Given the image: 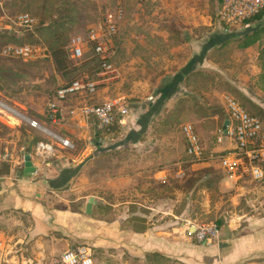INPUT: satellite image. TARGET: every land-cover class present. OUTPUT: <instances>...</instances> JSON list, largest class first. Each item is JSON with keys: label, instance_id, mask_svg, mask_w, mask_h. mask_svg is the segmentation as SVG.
Segmentation results:
<instances>
[{"label": "rangeland", "instance_id": "1", "mask_svg": "<svg viewBox=\"0 0 264 264\" xmlns=\"http://www.w3.org/2000/svg\"><path fill=\"white\" fill-rule=\"evenodd\" d=\"M103 1L0 0V173L19 166L16 176L23 179L28 151L39 166L57 171V178L63 170L58 169L68 163L64 170L70 177L66 182L59 177V189L49 184L50 196L42 203L50 209H80L85 217L93 215L101 220L98 236L105 242H98L95 235L82 238L91 233L90 227L76 231L77 241L67 240L62 231L31 239V215L2 208L0 231L10 233L15 241L22 238L19 245L33 264H59L64 252L82 245L92 249L94 264H178L152 254L142 256L140 237L135 235L171 219L174 236L185 240L188 223L229 226L238 237L262 231L259 223H249L264 219V179L245 177L235 182L217 163L193 161L186 153L181 128L193 124L207 150L218 148L217 138L228 119V97L264 122V12L250 23L227 25L217 17L220 0H124L115 42V74L104 78L96 95L66 100L61 126L51 124L42 114L57 88L92 64L80 61L75 68L68 60L67 69L58 71L48 51L52 33L42 28L67 17V51L73 37L87 36L97 24ZM21 14L38 19V29L19 27L16 18ZM246 32L248 39L242 36ZM218 38L229 41L212 47L175 86L138 141L131 138L130 134L142 131L138 122L159 100V90ZM8 45H36L42 50L26 61L6 56L3 50ZM107 100L128 105L127 122L98 132L96 119L86 115L84 108ZM27 119L69 136L73 148L54 145L52 155L40 156L37 145L49 140ZM6 153L11 155L7 161ZM90 198L95 199L87 216L85 204ZM44 222L56 224L54 218Z\"/></svg>", "mask_w": 264, "mask_h": 264}, {"label": "built area", "instance_id": "2", "mask_svg": "<svg viewBox=\"0 0 264 264\" xmlns=\"http://www.w3.org/2000/svg\"><path fill=\"white\" fill-rule=\"evenodd\" d=\"M96 1V0H92ZM264 10V0H221L217 17L227 25H243ZM124 15V0H104L100 10V19L90 28L87 36L73 37L68 46L71 60L81 61L92 52V58L99 59L98 80L92 81L88 76L61 85L47 107V119L55 125L62 120V103L75 95L93 96L100 81L114 73L113 60L116 55L115 40L119 34V23ZM19 27L32 30L37 19L28 14L17 18ZM7 29H11L8 27ZM42 48L36 45H8L4 47L6 56L22 60L36 57ZM127 104L122 100L105 101L92 106H85L84 113L96 119L98 129H104L119 122L121 125L128 114ZM228 119L217 138L218 144H225L220 151H208L196 127L191 123L182 126L181 131L186 144L187 155L195 162L212 161L218 163L224 174L236 182L249 177L253 180L264 179V122L250 114L236 99L226 98ZM29 125L39 130L49 143L37 145V154L49 157L54 145L61 148H73V142L51 131L36 120L27 119ZM11 157L6 153L4 160ZM187 237L200 244H212L222 235L219 226L190 224L186 229ZM94 254L90 247L79 246L64 252L59 264H94Z\"/></svg>", "mask_w": 264, "mask_h": 264}, {"label": "crops", "instance_id": "3", "mask_svg": "<svg viewBox=\"0 0 264 264\" xmlns=\"http://www.w3.org/2000/svg\"><path fill=\"white\" fill-rule=\"evenodd\" d=\"M115 72L116 69L114 68L113 74H115ZM177 75L173 77L170 83H167V85L161 89L163 90L169 86L170 92L168 96L164 97L161 90H159V100L144 116L143 121L140 119L138 122V125L141 127L142 131L139 133L130 134L131 138L136 137V139H134L136 142L138 141L137 138L140 136V134L147 130L150 118L158 113L163 103L170 97L171 94L176 91L175 86L183 81V79L181 81H177V79H175ZM105 81L106 80H102L100 83H105ZM97 92L98 89L94 95H96ZM75 97H88V95H75L70 98ZM64 103H62V117ZM42 115L44 119L48 121L46 113L44 112ZM127 117L128 116H126L123 120L122 125L127 122ZM59 126H61V123ZM63 137L70 139V137L66 135ZM218 145L219 147L213 150L220 151V149L225 147V144ZM30 158L33 166L35 167V172L32 174L31 178L25 176V162L23 168V179H19L16 176L17 169H20L19 166L12 165L8 174L0 173V208L26 212L30 214L34 222L32 230L28 232V235L31 239L51 237V234L54 233V231H62L67 240L77 241V238L75 237L76 231L84 232L88 227H90L92 229L91 233L86 234V236H83L82 238L88 239V237L92 238V236L95 235V238H97L98 242H105L104 238L102 239V237L98 236V221L101 220H95L92 217L93 215L85 217L82 215L80 209H66L65 211L50 209L48 206L42 203L46 196H50V192L48 191L49 184H51L55 189L62 187L56 184V181L59 180V177H61L60 179L62 181L65 180L67 176L66 170L64 169H68L69 164H62V166L58 169V171L63 169L60 172L62 174H60L57 178V171L55 172L54 169L42 168L39 166L32 154H30ZM21 165L22 164H20V166ZM49 166L51 165L49 164ZM38 175H43V178L38 180L33 179V177ZM28 178L32 180L28 181ZM51 193L55 194L54 190L51 191ZM86 208L87 204H85V209ZM48 218H54V223L56 224L46 226L44 221ZM169 221V223L163 225L154 224L152 227H149L143 231H139L135 234L140 237L138 239L141 241V244L138 248H141L139 252L142 256L145 257L148 254L157 253L166 259L171 260L172 262L177 261L178 264H264L263 218L250 220L249 223L250 225L259 223V225L263 227V229L261 228L262 231H259L256 234L243 235L241 237L235 236V231L229 226H219L222 230V235L218 241L212 244L197 243L190 240L187 235L186 240L179 239L178 237L174 236L173 233V231H175V229H172L174 223L173 220L171 219ZM187 225H189V223ZM168 227H170V231H167ZM105 229H110V227L107 226ZM184 233L186 234V230ZM22 242V238L15 241L12 237H10V233L0 231V264H33L30 258L22 252L23 248L19 245Z\"/></svg>", "mask_w": 264, "mask_h": 264}, {"label": "trees", "instance_id": "4", "mask_svg": "<svg viewBox=\"0 0 264 264\" xmlns=\"http://www.w3.org/2000/svg\"><path fill=\"white\" fill-rule=\"evenodd\" d=\"M221 2V0H220ZM263 11H261L260 14L256 15L254 18H252L251 20H249L247 23H250L251 21H253L254 19L257 18H261V16L263 15ZM31 16V15H30ZM33 17V16H31ZM34 18V17H33ZM67 17L64 18V21L62 23L59 22H54L52 27L49 28H42V31L45 30H50L51 31V42H49L48 44V51L52 56V59L54 60V63L58 69V71H65L67 69V62L68 60L71 62V64L77 68L79 66V62L73 63L72 60L69 57L68 54V50H65V45H66V38L64 36V32H68L67 29L65 28V24L67 21ZM40 25V22L37 19V24L34 26V28L38 29ZM44 25V24H42ZM33 28V29H34ZM255 32H253L254 34ZM2 34V33H1ZM0 34V36H1ZM244 38L248 39L249 38V32H246L245 34L242 35ZM5 37V36H3ZM228 38H224V40L221 39H215L209 42V44L206 45L205 49L203 50V52L197 56H195L194 58L191 59V61L187 64V66L185 68H183L181 70V72H179V74L176 76L175 79H177V81H181L184 77H186L188 74H190L194 69L195 66L199 63H202L206 53L214 46L218 45L219 43H226L229 40H227ZM117 40V38H116ZM115 40V42H116ZM249 42L245 43V46H247ZM92 52H89L85 55L84 59L81 60L82 63H91L92 66L91 68L89 67L87 72H83V73H78L71 81L67 82L66 84H70L72 83L74 80L79 79V78H84V76H88L90 80L95 81L98 80V76L97 73L99 71V59L97 57L92 58ZM65 84V83H64ZM60 87V86H59ZM58 87V88H59ZM57 88V89H58ZM161 92L163 93L164 97L168 96L169 92H170V87H166L165 89L161 90ZM56 93V92H55ZM46 115L48 116L47 111H45ZM251 114V113H250ZM254 115V114H252ZM262 115H264L262 113ZM256 116V115H255ZM97 121H95L96 123ZM116 125H121L119 122L114 123L112 126L108 127V128H104V129H97L98 132H107L110 131L111 129H113ZM70 176H67L65 178V180L63 182H66L68 180ZM152 255H154L155 257H162L160 254L157 253H153Z\"/></svg>", "mask_w": 264, "mask_h": 264}, {"label": "water", "instance_id": "5", "mask_svg": "<svg viewBox=\"0 0 264 264\" xmlns=\"http://www.w3.org/2000/svg\"><path fill=\"white\" fill-rule=\"evenodd\" d=\"M24 162H25V176L30 177V176H32V174H34L35 167L33 166L32 162H31L29 151L25 154ZM93 202H94L93 198H90L89 202L87 204V208H86V214H88V215L92 214Z\"/></svg>", "mask_w": 264, "mask_h": 264}]
</instances>
